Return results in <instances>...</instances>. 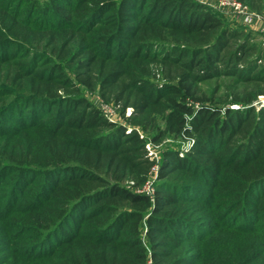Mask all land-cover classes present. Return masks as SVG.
<instances>
[{
  "label": "trees",
  "instance_id": "16d2710c",
  "mask_svg": "<svg viewBox=\"0 0 264 264\" xmlns=\"http://www.w3.org/2000/svg\"><path fill=\"white\" fill-rule=\"evenodd\" d=\"M224 17L199 0H0V252L264 264V54ZM222 78L223 102L200 94ZM153 129L193 144L161 153L150 198Z\"/></svg>",
  "mask_w": 264,
  "mask_h": 264
},
{
  "label": "rangeland",
  "instance_id": "374dc122",
  "mask_svg": "<svg viewBox=\"0 0 264 264\" xmlns=\"http://www.w3.org/2000/svg\"><path fill=\"white\" fill-rule=\"evenodd\" d=\"M224 15H225L224 20L227 21L233 28L234 27L240 28L239 27L240 24L234 17H231L230 15H227V14H224ZM244 27L245 29L242 28L243 31H245L246 33L250 35V43L255 45V50H253V52L255 53L256 50H261L264 54V32L260 30V25L257 24L252 27L250 26H244ZM262 63L264 64V60ZM230 80L232 79L222 78L220 80L221 81L220 85L219 83H216V80L204 82L201 86L200 94L207 96V97L216 96L215 98L216 101L223 102V100L221 99L222 98L221 96L224 95L229 90H232V88L229 86ZM216 86L218 87L220 86V88L215 94H213L214 91L216 90ZM239 89H242V87L240 86ZM82 94L86 96L89 99V101H91L94 105L99 107L105 115L107 114L113 119H115L116 121H118L119 123L125 124V121H123L119 113V108H117L111 103L104 102L95 92H88L86 90L84 91L82 90ZM253 104H255L256 109H258L260 106H264V95L258 96L257 100H255ZM230 107H236V105L231 104ZM128 110L129 109H127L126 114L128 113ZM144 135H146V137L149 139L147 143L149 145L150 152L153 153L154 157L156 156L155 157L156 165L159 162V157H161V153L166 148H169V147L176 148L177 147L179 148L180 151H182V149L186 147L187 145L186 139L184 138L181 139V137H173L172 135H166L160 138L159 140L154 141L151 138H153V136L158 135V130L156 129L149 130L145 132ZM157 170H158V166H157ZM155 172H156L155 170H151L148 176L150 177V179L155 178V181H157V174ZM154 185H153V189H154ZM0 261L2 264H23L25 263L20 256H17L15 253H12V250L7 249L6 246H4L0 252Z\"/></svg>",
  "mask_w": 264,
  "mask_h": 264
},
{
  "label": "built area",
  "instance_id": "2783aa9c",
  "mask_svg": "<svg viewBox=\"0 0 264 264\" xmlns=\"http://www.w3.org/2000/svg\"><path fill=\"white\" fill-rule=\"evenodd\" d=\"M209 5L224 14L234 17L242 26L244 25L252 27L258 24L260 25V30L264 32V15L252 11L244 2L240 0H214V2ZM105 116H107V118H109L110 120H115L107 114ZM184 139H186L187 145L182 149L181 154L187 152L193 144L192 138L186 137ZM146 149L148 150V155L151 158L155 159L156 156L154 157L153 153L150 152L148 143H146ZM151 170H155V173L157 174V165L154 164ZM154 183L155 178L150 179V177L148 176L144 185L141 188L137 189V191L152 198L154 192Z\"/></svg>",
  "mask_w": 264,
  "mask_h": 264
},
{
  "label": "crops",
  "instance_id": "0c3cea01",
  "mask_svg": "<svg viewBox=\"0 0 264 264\" xmlns=\"http://www.w3.org/2000/svg\"><path fill=\"white\" fill-rule=\"evenodd\" d=\"M200 2L206 3V4H212L214 0H199Z\"/></svg>",
  "mask_w": 264,
  "mask_h": 264
}]
</instances>
